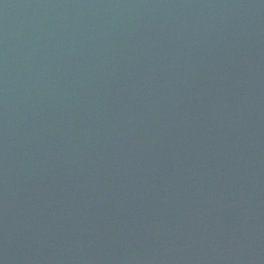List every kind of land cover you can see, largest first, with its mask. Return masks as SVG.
Segmentation results:
<instances>
[{
    "label": "water",
    "instance_id": "1",
    "mask_svg": "<svg viewBox=\"0 0 264 264\" xmlns=\"http://www.w3.org/2000/svg\"><path fill=\"white\" fill-rule=\"evenodd\" d=\"M0 264H264V0H0Z\"/></svg>",
    "mask_w": 264,
    "mask_h": 264
}]
</instances>
